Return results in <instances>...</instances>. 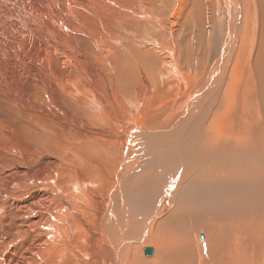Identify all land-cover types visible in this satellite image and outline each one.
<instances>
[{
	"label": "bare ground",
	"instance_id": "obj_1",
	"mask_svg": "<svg viewBox=\"0 0 264 264\" xmlns=\"http://www.w3.org/2000/svg\"><path fill=\"white\" fill-rule=\"evenodd\" d=\"M156 1L0 0V264H264V0Z\"/></svg>",
	"mask_w": 264,
	"mask_h": 264
},
{
	"label": "rangeland",
	"instance_id": "obj_2",
	"mask_svg": "<svg viewBox=\"0 0 264 264\" xmlns=\"http://www.w3.org/2000/svg\"><path fill=\"white\" fill-rule=\"evenodd\" d=\"M130 1H132V0H130ZM172 2H173V0H171ZM184 1V0H183ZM145 2L147 3V4H150V3H152V0H145ZM160 2V3H159ZM163 0H157L156 1V4L155 5H157L158 7H164L165 5H163ZM8 4H12L11 2H8ZM152 5V4H151ZM139 6H140V4L139 5H135V6H133L134 7V9H135V11H138L139 10ZM134 9H130L129 11L130 12H132ZM242 10V9H241ZM152 11H153V9H152ZM167 13H169V10H167ZM158 15H161V13H157ZM220 15H222V13L220 14ZM221 18V17H220ZM143 21V20H142ZM244 23H245V20H244V22H243V25H244ZM221 27H222V22H220V30H221ZM146 28H149L148 26H146ZM161 32H162V30H160ZM135 35H141L142 34V31H135V33H134ZM220 31L218 32V34H217V41H218V43H219V41H220ZM146 44H148V45H153L154 43L153 42H147ZM190 97V96H189ZM131 125V124H130ZM200 236H201V234H200ZM203 237V236H202ZM150 246V245H149ZM149 246H147V247H149ZM144 252V251H143ZM145 254H146V252H145ZM147 255V254H146Z\"/></svg>",
	"mask_w": 264,
	"mask_h": 264
},
{
	"label": "water",
	"instance_id": "obj_3",
	"mask_svg": "<svg viewBox=\"0 0 264 264\" xmlns=\"http://www.w3.org/2000/svg\"><path fill=\"white\" fill-rule=\"evenodd\" d=\"M145 251H146L147 255H152V253H153V249H151V248H145Z\"/></svg>",
	"mask_w": 264,
	"mask_h": 264
}]
</instances>
